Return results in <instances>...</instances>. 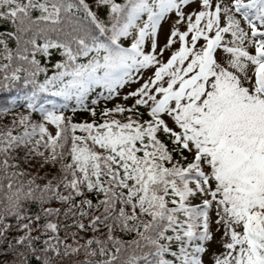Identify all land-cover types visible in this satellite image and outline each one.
Segmentation results:
<instances>
[{
    "label": "snow or ice",
    "instance_id": "1",
    "mask_svg": "<svg viewBox=\"0 0 264 264\" xmlns=\"http://www.w3.org/2000/svg\"><path fill=\"white\" fill-rule=\"evenodd\" d=\"M0 264H264V0H0Z\"/></svg>",
    "mask_w": 264,
    "mask_h": 264
},
{
    "label": "trees",
    "instance_id": "2",
    "mask_svg": "<svg viewBox=\"0 0 264 264\" xmlns=\"http://www.w3.org/2000/svg\"><path fill=\"white\" fill-rule=\"evenodd\" d=\"M49 98H51V97H49Z\"/></svg>",
    "mask_w": 264,
    "mask_h": 264
}]
</instances>
